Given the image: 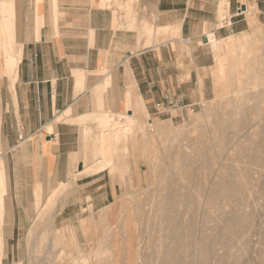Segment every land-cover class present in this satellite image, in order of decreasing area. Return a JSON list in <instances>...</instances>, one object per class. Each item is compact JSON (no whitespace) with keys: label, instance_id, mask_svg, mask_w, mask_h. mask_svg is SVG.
Returning a JSON list of instances; mask_svg holds the SVG:
<instances>
[{"label":"crops","instance_id":"crops-1","mask_svg":"<svg viewBox=\"0 0 264 264\" xmlns=\"http://www.w3.org/2000/svg\"><path fill=\"white\" fill-rule=\"evenodd\" d=\"M244 2L264 16V0H56L55 9L53 0H20L14 13V0H0V65L3 43L18 46L15 75L0 69L4 242L32 217L37 189L39 211L55 200L56 227L111 204L133 163L115 156L110 129L168 116L156 103L209 98L212 44L244 32Z\"/></svg>","mask_w":264,"mask_h":264},{"label":"rangeland","instance_id":"rangeland-1","mask_svg":"<svg viewBox=\"0 0 264 264\" xmlns=\"http://www.w3.org/2000/svg\"><path fill=\"white\" fill-rule=\"evenodd\" d=\"M5 1L6 0H1V2L3 3ZM19 1L20 0H14L13 13L17 10L19 6ZM244 3H246L245 6L246 8L245 7L242 8L241 6L240 7L241 10H239V13L245 11L241 17L244 18L245 20L244 31L248 32L249 37L251 39L249 40L248 43L245 44L248 46L249 51L248 52L244 51L241 53V62H242V66H241L242 75L240 78L241 91L233 94L230 89V86L235 85L234 79L232 80L233 76L231 74V68H230L234 63V61L228 60L223 62L225 63L224 74L226 75V77L229 78V80L227 81L229 84L228 92L222 98L217 97L219 91L217 87L218 64L216 57L218 53L225 55L227 50L230 49V45L226 43L227 42L226 39L224 40L225 43L224 41H220L218 43L219 44L223 43L224 45L222 44V48L218 50L219 49L217 47L218 43L217 44L213 43L212 46L214 50L215 62L213 66H211L209 69V77L211 80V94L209 98L202 100L201 103H198L199 104L198 106L194 104L195 107L193 108L192 111L188 108L182 111L174 110L171 112V116H163L155 121H152L153 123L154 122L159 123L160 121L166 123L167 121H169L171 123V132L168 135L162 136L157 130V128H155L154 126L152 127L149 126L148 124L149 122L147 120H144L142 122H139V124L136 123L135 125H129L130 128L127 133L131 134L129 135L131 138L125 137L121 139V141L119 140L120 141L118 144L119 150H117L118 153L114 151L115 156L120 160H122L125 157L131 160V162L133 163V167H132L133 169L132 171L129 170V167H127V169L125 170L123 169V174L125 172L128 173V179L124 181L121 193L116 197V199L111 204L107 206L108 215L106 217V220L99 218L102 211L101 209H100L101 211L91 210L89 212H85L72 225L75 227L73 233H69V231L66 230L64 231L65 236L62 237L60 240L53 239L55 243L53 241L50 242L51 240H49V244H47L48 239L50 237L48 235L49 234L53 235L52 228L54 229V227L56 226H54L52 222L50 223V220L52 219H49L50 217L48 218V215L50 214L49 216H51L52 218V213L49 212L47 208L44 210H41L42 209L41 208L39 211L40 208L39 205H41L42 202V198H41L40 204L38 206L35 205L36 209L35 211L32 212V217L27 220V225L25 226V228L22 229L20 228V232L18 234L16 233L15 236L10 241L4 242V254H7V251L12 253L11 256L9 255L8 259L3 260L2 264H13V263L35 264L37 260H38V262H36L37 264L41 263L42 260H43L42 264H44V260L46 261V259L41 256H45L46 255L45 253H47L48 251L50 252V256L54 258V260L58 259L57 260L58 262L60 256H62L63 259L65 258L64 261L66 263L72 262L75 259V257L79 255V253L88 255L90 253V250L93 251L92 249H94L95 247L94 245H96L98 239L96 235L92 236L93 240L92 241L90 240L92 244L90 243V241L87 240L88 237L87 234L84 233L80 228V219L90 218V216L92 217V219L94 218L96 221H98L97 225H98L99 239L101 233L104 231L103 229H105L106 227L105 226V224H107L106 222H109V224H107L108 226L111 224L112 233L110 240L109 241L105 240V241L109 244L111 243L110 245L112 247L115 246L114 247L115 249L118 247L117 250L113 249V251L112 249L111 251L109 250L105 252L99 251L100 254L101 252L103 256H108L111 254V257L114 255L113 261L114 262L117 261V264H122L119 262L120 261L125 262L129 254V251L131 252L130 249L127 250V245L130 242L129 245L133 243L134 245L132 244V247L135 248L137 246L141 250L140 251L136 247L137 248L136 251L137 252L139 251L137 254V256L139 257L138 264H142V263L147 264L150 263V261L151 262L154 261V263L156 264L158 262V251L161 249L160 248L161 244L159 246V242L162 240L160 236L161 234L163 235L166 234L167 229L166 230L164 229L168 227L167 222L164 221V219H162L161 215H162V211H165V213H168L169 211L168 205L161 202L162 200L160 199H162L163 196L166 195H170V194L177 195L180 193H182V195L188 194L189 195L188 198L190 197L189 203L188 201H186V203H184L183 206L181 205L182 207L180 206L181 209L180 208L179 209L181 212V210L184 209L186 206L188 207L186 208V210L184 209L185 211L182 210V212L180 213V218L181 220H183V224L185 223L184 225L182 224L184 227L190 224V227L188 226L187 228L188 229L194 228V230H192V232L194 233V234L192 233V235H194L193 242L195 243L196 241L195 243L196 246L200 247L202 245V244L200 245V243L204 240L202 239V237L206 236L207 241L209 242L211 241V243H213V245L215 246L212 247L214 249L213 250L214 253L211 252L210 254L209 252L207 253L208 255H205L208 258L207 259L205 257L207 259L206 260L203 257V253L201 254L203 250L200 249L201 250L200 252L199 248H196L195 244L189 245L187 243L188 245L187 247H185L184 246V244H186L184 243L185 233H183L184 234L183 236L182 234H180L182 237H180L179 239L181 243L182 242L184 243L183 246L186 249L184 248L183 250L184 257L178 258L177 260L179 262L176 264H183L184 262H185L184 264L187 263L224 264V262L226 264H230L228 260L231 262L237 261L235 264H239L240 259L243 260V262L241 261L240 264L243 263L262 264V262H264L263 259L264 258V218H263L264 217V153L262 154L263 156L261 155L262 158L260 157L261 160L263 161H261L258 157L261 154L259 151L257 152V154H254V152L256 151L255 143L259 141L260 138H263L262 139L263 141L260 140L259 142H264V125H262V123H264V115H263L264 111L261 112L259 110L262 113V117H263L262 118L260 116L261 114L258 111H256L258 105L256 104L257 105V106L255 105L256 108L255 109L253 108L255 107L253 106L255 104L254 103L255 101L254 99L256 97L255 95H257L258 92L259 94H261L260 97L258 96L256 97L259 98L256 99L257 100L255 101L256 103L261 99V97L263 98L264 96V32H263L264 16L259 17V10L256 8V6H253L251 8L249 2H244ZM254 14L256 15L257 22L254 24V28L256 30L253 31L248 24V17L249 15H254ZM239 35L240 33L234 35V37L237 38ZM16 45H19V43L17 42ZM216 49L218 51H216ZM238 54L239 53H236V55ZM0 69H1V65H0ZM250 97H254L252 98L254 101L253 100L251 101ZM132 106L133 108L139 107L137 102L135 101H133ZM250 107L255 110V112L253 110H250L251 111L250 113L254 116L253 118L254 119L261 118L262 120L256 119L257 121L252 122L254 120H251L252 116L250 115V113L248 114V110L251 109ZM203 111H205L204 113L208 111L209 115H207L204 118L198 119L196 114L203 115L204 114ZM256 112H258L259 114L258 117H257L258 114H255ZM125 118L130 119V117H125ZM108 120L110 121V119ZM256 122L257 123L260 122V123L257 124ZM249 125L253 128H251ZM100 126L103 129H107L105 125L100 124ZM255 126L257 129L256 131L253 130L255 129ZM250 131L251 133H249ZM252 131L255 133H253ZM252 135L257 138V139L253 138L255 142L252 140L253 137ZM250 136H252L251 140L254 142L252 143L253 146L249 145L250 143L248 144V140H249L248 137ZM125 141L126 144L124 143ZM235 141L238 144L235 143ZM227 142L229 143L227 144ZM127 143L129 148H127L128 147ZM243 143L244 146H241L243 145ZM245 143L248 144L249 146L247 147ZM125 146H127L126 151L124 150ZM231 146L236 149L237 147L240 146L241 147L246 146L245 147L246 149L251 146L253 149L252 148H251L252 150L249 149L251 153L247 149L248 154L250 153L251 155H246L247 153L239 154L237 151H234ZM229 149L232 151H230ZM225 153H227V155ZM255 155L256 156L258 155L257 156L258 158ZM255 157L259 160H257ZM137 160H138L139 168L137 169L138 172L134 173ZM117 165L119 166V169H121L122 165L125 164L120 162ZM184 166H187L189 168L185 170V168H183ZM216 170L218 173L216 172ZM190 173L191 175H189ZM132 175L134 177H132ZM236 179L242 181L243 184L246 183L244 184L245 188L242 191L243 198L241 196L240 199L241 201L237 202V204H239L238 207L234 205L236 203H233L234 200L232 199V197L230 195L228 196L226 195L225 193L226 189L222 186V183L223 185L226 184L228 185V187L231 188L229 190H232L234 188L233 185H235ZM181 182L182 183L184 182L183 183L184 187L182 189L181 187L183 186V184ZM180 184H182V186ZM215 185L218 188L216 191H213L215 194V198L217 197L216 199L210 195ZM178 186H180V188H178ZM209 196L212 197L213 199L209 198ZM8 198L9 196L5 195L4 193V200H5L4 206H7ZM134 198H138L140 200V203L142 205L143 215L141 216L140 220L137 219L134 223L130 222L131 224L127 229L125 225L128 226L129 222L126 223L121 219L117 220L115 216L117 214H122L127 206H129L128 208H130L133 205V202L131 201H133L132 199ZM51 200L52 198L50 197L46 199L44 208L49 206ZM241 202L242 204L240 205ZM52 206L53 204H51V207ZM234 206L237 207V209L239 208L238 210L239 213L242 212L241 214L244 217V221H245V222L243 221L244 224L242 222V225H244L243 227H241L242 229L240 228L241 233L243 230V234L240 233V229H239V233L236 234L235 232L234 235L235 240H233L232 242L233 244L229 243L232 240L227 241L228 237L230 236L226 237L227 240L224 239L227 243H229V246H231L230 251L229 248L227 249L231 253L230 255H233L232 258L233 260L235 259V261L232 260L231 256L230 259L228 258L225 259V257L229 255L228 254L229 252L228 251L225 252L224 249L225 244L224 247L222 245L223 244L222 242L224 240L223 241L221 240V236H222L221 227L224 226V224H222L221 222H223V220L227 221V219L225 218H228L229 216L230 219L233 216V218L231 219L232 221L234 220L235 216L239 214L237 213L238 211L237 209L234 208ZM166 207L168 208L167 211L165 209ZM232 211L235 213L234 215ZM170 212L169 214L171 215L174 214ZM181 214L183 216H181ZM7 216H8V211L4 210L3 219L5 220ZM183 217L185 220L183 219ZM221 217L222 218L224 217L222 221L220 220L222 219ZM48 220L50 224H48L47 222ZM116 220L118 222L114 223V221L116 222ZM122 221H123V225H121ZM225 221L223 223H225ZM216 222L218 224V227H215V229L217 228L215 230L213 227ZM124 223L126 224L124 225ZM191 223L194 226H192ZM49 225H51V227ZM113 225L115 226V228ZM116 225L119 230L117 229ZM164 225L166 226L164 227ZM47 226L50 227L49 230L46 229ZM121 226H124L127 230L124 229L123 227H122L123 229L120 228ZM183 226L181 228L182 229L181 233L184 231L186 232L185 230L186 227L183 229ZM100 228L101 230H99ZM142 230H145V232L147 231L148 235L147 233L144 234V231ZM115 231L117 232L115 233ZM40 232L46 234H42ZM29 233H30V242L31 240L32 241L35 240L34 243L33 242L29 243L27 241ZM200 233L202 234V237L200 236L201 235ZM46 236H48V239ZM142 236L144 237V239H146L147 237V240L145 241L142 240L143 239ZM197 236L200 237H198V239L195 240ZM43 237H44V241H43ZM128 237L129 240H127ZM232 237L233 236H231L230 239H232ZM39 239H41L42 242ZM141 240L143 242H141ZM220 240L222 242H220ZM94 241L96 242L95 244H93ZM118 241H120V243H122L123 241L122 243L123 248L119 247L121 244L119 245ZM225 241L224 243H226ZM112 242L113 244H115L114 242H116L117 245L116 244L113 245ZM138 242L142 243L143 246H145V244L147 245L146 247L143 248L141 247V245H139L140 243ZM144 242L145 244H143ZM162 242L163 241H161V243ZM51 243L55 244L56 246H53ZM211 243H209V245H211ZM227 243L226 246L229 247ZM31 244L35 246L37 245L36 246L37 248H34L35 246H31ZM46 245H49L48 250L47 249L45 250V247H47ZM125 245L126 248L124 247ZM50 246L53 247L54 251H56L57 249L56 252H60L61 250V253L62 252L63 254L66 253L64 254L65 257L61 253H60L61 255L56 252H55L56 254L52 253L51 252L52 249L50 248ZM76 246H79L78 247L79 249ZM80 246H81V250H80ZM188 246H190V249H188L189 248ZM153 247H155V249L153 250L157 252L154 253L153 251V253L156 254L155 256H153L154 254L152 255V252L151 254L149 253L150 250L152 251ZM146 248L148 251L146 250ZM77 249L80 252H78ZM118 249H122V250L125 249V252ZM126 250L128 251V253H126ZM187 250H189V252ZM146 251L147 254H145ZM122 252H124L126 256ZM141 252H143L144 254L143 253L142 254L146 256H143ZM139 253L141 256H139ZM224 253H226V256H223ZM33 254L35 255L37 254L38 255V256L36 255L37 258L40 257V259L35 258V255ZM51 254H54L56 256L60 255V256L56 258V256L54 257V255ZM90 254H92V252ZM47 255L49 254L47 253ZM151 255L153 257V261L148 260V258ZM144 257L145 259L147 258L148 261H145ZM222 257L224 258L223 263H221L222 261L221 262L219 261L222 260ZM236 258H240V259L238 260ZM29 259H33L34 261ZM179 259H182L181 260L182 263ZM54 260H52V262H55ZM175 262L173 261V263ZM57 264H59V262Z\"/></svg>","mask_w":264,"mask_h":264},{"label":"bare ground","instance_id":"bare-ground-1","mask_svg":"<svg viewBox=\"0 0 264 264\" xmlns=\"http://www.w3.org/2000/svg\"><path fill=\"white\" fill-rule=\"evenodd\" d=\"M55 2H56V0H53V3H54V9L56 8V4H55ZM5 6H6V4H5ZM245 7V4L243 3V5H242V8H244ZM255 15V14H254ZM254 15H249V17H248V21H249V25H250V27H251V29L254 31V30H256L255 28H254V24L257 22V20H256V18H255V16ZM258 24V23H257ZM256 24V25H257ZM256 27V26H255ZM152 32H153V27L150 25V24H147L146 22H144V25H143V32L142 33H144V35H146V36H150L151 34H152ZM264 32V31H263ZM211 39L212 37H207V36H203V41L204 42H206L208 39ZM251 38L249 37V34H248V32H246V31H244V32H242V33H240V35L237 37V38H235L234 36H232V37H229V38H226V43H228L229 45H230V49H228L227 50V52H226V54L224 55H222V54H220V53H218V55H217V78H218V83H217V87H218V94H217V97H219V98H222L227 92H228V80H229V78L228 77H226V75L224 74V69H225V63H223V62H225V61H228V60H233L234 61V63L232 64V66L230 67L231 68V74H232V76H233V78H232V80L234 79V83H235V85L234 86H230V89H231V91H232V93L233 94H235V93H238V92H240L241 91V85H240V81H241V75H242V71H241V66H242V62H241V53L242 52H248L249 51V49H248V46L247 45H245L246 43H248L249 42V40H250ZM225 39H223V40H221V41H224ZM218 42H220V41H218ZM217 42V43H218ZM148 43V42H147ZM217 43H214V44H217ZM224 43H225V41H224ZM222 44L223 43H218L217 44V47L219 48L218 50H220L221 48H222ZM233 44H234V46H233ZM224 45V44H223ZM236 45H237V48H236ZM216 46V45H215ZM225 49V48H224ZM2 50H3V58H2V61H1V65H2V73L3 74H5V75H8V76H10V77H12L13 76V74L15 73V71H16V67H17V62H18V58H17V51H18V46H12L11 44H9V43H3V46H2ZM217 49H216V51H218ZM236 53H239L238 55H236ZM216 54H217V52H216ZM219 69V70H218ZM219 71V72H218ZM15 75V74H14ZM110 75V74H109ZM115 77H116V75L115 74H113V75H111L109 78L107 77V81H106V85L107 84H113V86L115 85ZM256 86V85H255ZM132 93V92H131ZM260 93H262V92H260ZM114 94H115V92H114ZM128 94H130V93H128ZM259 92L257 93V95H255V93H254V95L257 97H260L261 96V94H259ZM253 95V94H252ZM263 95V94H262ZM130 96H132V94L130 95ZM235 96V95H234ZM233 96V97H234ZM255 97V101H257L256 99H259V98H256ZM251 98V101L253 100L252 98H254V97H250ZM249 98V99H250ZM253 100V101H254ZM254 101V105L253 106H255L256 104L258 105H256L257 106V108H256V106L255 107H253L254 109L256 108V111H258L261 115V117H262V111H264V96H263V98L261 97V99L256 103ZM130 103H131V101H130ZM253 103V102H252ZM235 106V105H234ZM251 106H252V104H251ZM249 108V107H248ZM251 108V107H250ZM253 108H251V109H249L248 110V114L251 112L250 110H253L254 112H255V110L253 109ZM234 110V109H233ZM261 112H260V111ZM205 111H203V113H204ZM258 112H256L255 114H258ZM253 113V112H252ZM207 115H209L208 114V111H206V113H204L203 115H199V114H196V116L198 117V119H200V118H204V117H206ZM250 115L252 116L251 118V120H254V121H252V122H255V121H257L256 119H258V118H256V119H254L253 117V115L250 113ZM263 115H264V113H263ZM259 116V114L257 115V117ZM250 117V116H249ZM263 118V117H262ZM227 119V118H226ZM261 119V118H260ZM260 119H258V120H260ZM262 120V119H261ZM109 120H108V116H106V115H103L101 118H100V124H102V125H105L107 128H109L110 126H109V122H108ZM227 121V120H226ZM108 123V124H107ZM251 123V122H250ZM257 123V122H256ZM258 123H260V122H258ZM257 123V124H258ZM139 124V123H138ZM149 124V126H154L155 128H157V130L159 131V133L162 135V136H164V135H168V134H170V132H171V123L169 122V121H167L166 123H163L162 121H160L159 123H157V122H149L148 123ZM252 124V123H251ZM250 124V125H251ZM249 125V126H250ZM260 125V124H259ZM262 125H264V123H262ZM140 126H141V124H140ZM248 126V127H249ZM258 126V125H257ZM251 127V126H250ZM259 127V126H258ZM257 127V128H258ZM129 128H130V126H124V127H118V128H112V129H110L111 130V144L113 145V150L114 151H116L117 152V150H119V148H118V144H119V142L121 141V139H123V138H131L129 135H131V134H129V133H127L128 132V130H129ZM251 128H253V127H251ZM260 128V127H259ZM258 128V129H259ZM250 130V129H249ZM253 130H257L256 129V126H255V129H253ZM247 131H248V129H247ZM259 131V130H258ZM253 132V131H252ZM249 133H251V131L249 132ZM253 133H255V132H253ZM257 133V132H256ZM248 134V133H247ZM256 135V134H255ZM257 135H259V134H257ZM253 136V135H252ZM252 136H250V137H248L249 138V140H248V144L249 145H251V146H253L252 145V143H254L255 141L253 140V138L254 139H257L256 137H252ZM251 137H252V140L254 141H252L251 140ZM258 137V136H257ZM263 138H260V140H262ZM120 140V141H119ZM259 140V141H260ZM122 141H124V140H122ZM249 141H251V142H249ZM259 141H257L256 143H255V147H256V151L254 152V154H257V152L259 151L260 153V155L258 156L259 157V159L261 160V155L264 153V142H259ZM263 141V140H262ZM234 142V141H233ZM246 142V141H245ZM125 144H126V141L124 142ZM229 142H227V144H228ZM235 143H237L236 141H235ZM238 144V143H237ZM240 144V143H239ZM242 144V143H241ZM246 144V143H245ZM248 144H246V146L248 147L249 145ZM233 145H234V143H233ZM127 146H128V143H127ZM127 146H125L124 147V150L126 151L127 150V148H129V146L127 147ZM229 146V145H228ZM241 146H244V143H243V145H241ZM237 147V149L236 148H233L232 146V148H233V150L234 151H237L239 154H241V153H244V154H246V155H251L250 153V150H252L253 148L250 146L249 148H247L248 150H249V154H248V151H247V149L245 148V147ZM127 147V148H126ZM236 147V146H235ZM226 148V147H225ZM252 148V149H251ZM228 149V148H227ZM230 150V149H229ZM254 150H255V148H254ZM253 150V151H254ZM230 151H232V150H230ZM247 151V152H246ZM120 152V151H119ZM118 153V152H117ZM116 153V154H117ZM226 155H227V153H225ZM243 154V155H244ZM253 154V153H252ZM245 155V156H246ZM225 156V155H224ZM254 156V155H253ZM256 156V155H255ZM256 156V157H257ZM263 156V155H262ZM226 157V156H225ZM248 157H250V156H248ZM252 157V156H251ZM255 157V158H256ZM257 157V158H258ZM261 157V158H260ZM227 158H229V157H227ZM226 158V159H227ZM253 158V157H252ZM256 158V159H257ZM259 159H257V160H259ZM109 160H111V159H109ZM261 161H263V160H261ZM263 163V162H262ZM213 164V163H212ZM183 168H185V170H187V168H189V167H187V166H184ZM125 172V171H124ZM216 172H217V170H216ZM218 173V172H217ZM189 175H191V173L189 174ZM236 182H235V185H233L234 186V188L232 189V190H229V189H231L230 187H228V185H226V184H224L223 185V183H222V186L226 189V191H225V193H226V195L228 196V195H230L231 197H232V199L234 200V202L233 203H236L237 204V202H239V201H241L240 199H241V196H242V191L244 190V184H246V183H244L243 184V182L242 181H240V180H235ZM182 183V182H181ZM184 183V182H183ZM182 183V184H183ZM182 184H180L181 186H182ZM233 184V183H232ZM64 186V185H63ZM184 187V184H183V186L181 187V189ZM178 188H180V186H178ZM218 188L216 187V185L214 186V188H213V190L211 191V193H210V195L212 196V197H214L215 198V194H214V192L213 191H216ZM6 192V189H5V180H4V172H3V168H2V163H0V226H1V223H2V219H3V209H4V202H5V200H4V193ZM175 194V193H174ZM56 196V195H55ZM188 194H184V195H182V193H180V194H175V195H166V196H163V198L162 199H160V200H162L161 202H163L164 204H166V205H168V207H169V209L166 207L165 209H166V211H167V209L169 210L168 211V213H165V211H162V219H164V221H166L167 222V224H168V227H166L164 230H166L167 229V231H166V234H161V241H163L162 243H161V241H160V239H159V246H160V244H161V246H160V250L158 251V262L156 263V264H171V263H173V261L175 262V263H173V264H176V263H178L179 261L177 260L178 258H183L184 257V253H183V250H184V248L185 247H187V245L189 244H191V245H194L195 243H196V241H195V243L193 242V239H194V235H192V230H194V228H190V229H188L187 227L189 226L190 227V224L189 225H186L185 227L183 226L184 224H183V220H181V218H180V213L182 212V210H186V208H188L187 206L184 208V209H182L181 210V212H180V206L182 205H184V203H186V201H188V203H189V200H190V197L188 198ZM57 197V196H56ZM178 197V198H177ZM212 197H210L209 196V198H212ZM152 198V197H151ZM217 198V197H216ZM215 198V199H216ZM242 198H243V196H242ZM34 199H35V205L36 206H38L39 204H40V200H41V196H40V194L38 193V189L37 190H35V192H34ZM154 199V198H153ZM213 199V198H212ZM133 201H131V202H133V205L130 207V208H128L129 206H127L126 208H125V211L122 213V214H117L115 217H116V219L117 220H123L124 222H126V223H128L129 222V224H128V226L127 225H125L126 223H124V225L127 227V229L129 228V225L131 224L130 222H135L137 219L138 220H140V218H141V216L143 215V212H142V205H141V203H140V200L138 199V198H134V199H132ZM152 200V199H151ZM52 201V200H51ZM50 201V202H51ZM55 201V200H54ZM216 201V200H215ZM243 202V201H242ZM242 202L240 203V205L242 204ZM51 204V203H50ZM49 204V206H48V211L49 212H52V209H53V206H54V202L52 203L53 204V206L51 207V205ZM234 204L235 206H239V204ZM188 205V204H187ZM181 206V207H182ZM234 206V208L235 209H237V207H235ZM180 208V209H179ZM108 207L106 206L105 208H103V209H101V210H99V211H101V214H100V216H99V218H101V219H105L106 220V217H107V212H108ZM171 209V210H170ZM235 209H234V212H235ZM184 210V211H185ZM239 210V208L237 209V211ZM170 211H172V212H170ZM183 211V212H184ZM169 212L170 213H174V214H169ZM233 212V211H232ZM231 212V213H232ZM233 212V215L235 214ZM185 213V212H184ZM187 213V212H186ZM237 213H239V211L237 212ZM242 213V212H241ZM241 213H239L238 215H236L235 216V218H234V220H232L231 221V219L233 218V216L231 217V219L229 220L228 218H225V219H227V221H225V220H223V218L222 219H220L221 221L223 220V222L225 221V223H223V222H221L222 224H224V226H222L221 228V231H222V236H221V240L223 241L224 239L225 240H227L226 239V237H228V236H233L232 237V239H230V237H228V240L227 241H230V240H232L231 242H229V243H232L233 242V240H235L234 239V235H235V232H236V234L237 233H239V229L241 228V227H243L244 225H242V222L244 221V217L242 216V214ZM49 214V213H48ZM47 214V215H48ZM178 214H179V216H178ZM241 214V215H240ZM46 215V216H47ZM50 215V214H49ZM48 215V218L49 219H52V220H50V223L52 222V224H53V215H52V218H51V216H49ZM232 215V214H231ZM45 216V217H46ZM181 216H183L182 214H181ZM222 216V215H221ZM264 218V217H263ZM183 219H184V217H183ZM44 220H47V219H44ZM116 220V222L114 221V223H117L118 221ZM185 220V219H184ZM123 221H122V223H121V225H123ZM48 222V224H50L49 223V220L47 221ZM220 222V221H219ZM245 222V221H244ZM244 222H243V224H244ZM263 222V221H262ZM97 223H98V221H96L94 218L92 219V217L90 216V218H82L81 220H80V228H81V230L84 232V233H86L87 234V240L88 241H92L93 240V237L92 236H97V243L95 242L96 241V239H95V241L93 242V244H95L96 243V245H94L95 247H94V249H92L93 251H91L90 250V253L92 252V254H88V255H86V254H83V253H79V255L77 256V257H75V259L72 261V262H68V263H66L64 260H65V258L63 259V257L62 256H60L61 254L62 255H64V254H66V253H64L63 254V252L61 253V250H60V252H56L57 251V249H56V251H54L53 250V247H51L50 246V248L53 250H51V252L52 253H61L60 255H58V256H56V255H54V254H51V255H54V257L56 256V258H58L59 256H60V258H59V264H114V263H116L117 264V261H113L114 260V255L111 257V254L110 255H108V256H103V254H102V252H105V251H111V249H112V251H113V249L114 250H117V248L115 249L114 247H112L109 243H107L105 240H107V241H109L110 240V237H111V233H112V227H111V224L108 226L107 224H109V222H106L107 224H105V229H103L104 231L101 233V236H100V239H99V236H98V225H97ZM41 224H43V223H41ZM41 224H40V226H41ZM183 224V225H182ZM191 225H192V223H191ZM215 225H217V226H215ZM215 225H214V229H215V227H218V224H217V222L215 223ZM50 227H51V225H49ZM49 226H47L46 227V229L47 230H49ZM53 226V225H52ZM114 226V225H113ZM166 225H164V227H165ZM182 226H183V229L185 228V230H186V232L184 231V232H182L181 233V228H182ZM192 226H194V225H192ZM191 226V227H192ZM54 227V226H53ZM116 227H117V225H116ZM124 228V229H126L124 226H121L120 228ZM114 228H115V226H114ZM122 228V229H123ZM44 229V228H43ZM117 229H118V227H117ZM126 229V230H127ZM217 229V228H216ZM215 229V230H216ZM242 229V228H241ZM241 229H240V233H241ZM1 230V229H0ZM53 230V231H52ZM52 234L53 235H51V234H49L48 236H50L49 237V239H48V236H46L47 237V239H48V242H47V244H49V240H51L50 242H52L53 241V239L54 240H60L62 237H64L65 236V233H64V231H66V230H68L69 231V233H73L74 232V227H72V226H64V227H54V229L52 228ZM99 230H101V228L99 229ZM114 230V229H113ZM119 230V229H118ZM43 231H46V230H43ZM42 231V232H43ZM81 231V232H82ZM142 231H144V234L145 233H147V231L145 232V230H142ZM238 231V232H237ZM42 232H40V233H42ZM101 232V231H100ZM117 231H115V233H116ZM143 233V232H142ZM164 233H165V231H164ZM183 233H185V235L183 234ZM42 234H46V233H42ZM180 234H182V236L184 235V240L186 241H184V243H186V244H184L183 242L181 243V241H180V237H182ZM194 234V233H193ZM201 234V233H200ZM233 234V235H232ZM241 234H243V230H242V233ZM90 235V236H89ZM110 235V236H109ZM147 235H148V233H147ZM240 235V234H239ZM42 236H44V235H42ZM42 236H40V237H42ZM109 236V237H108ZM144 236V235H143ZM142 236V237H143ZM163 236V237H162ZM165 236V237H164ZM201 237H202V234L200 235ZM200 236H197L196 238H195V240L196 239H198V237H200ZM238 236V235H237ZM33 237V236H32ZM46 237H45V240H46ZM130 237V236H129ZM129 237H128V239L127 240H129ZM145 237V236H144ZM144 237H143V239L142 240H147V237H146V239H144ZM185 237H186V239H185ZM106 238V239H105ZM77 239V238H76ZM131 239H132V237H131ZM130 239V240H131ZM202 239H204L202 242L201 241H199V242H201L200 243V247H198V246H196V244H195V246H196V248H199V250L200 249H202L203 250V252H201V250H200V252H201V254L203 253V257H204V259H206L207 257L205 256V255H208L207 253H209L210 252V254H211V252L212 253H214V249L212 248V247H214L215 245H213V243H211V241L209 242V241H207V239H206V236H204V237H202ZM201 239V240H202ZM41 242H42V240L41 239H39ZM141 240V242H143ZM220 240V242H222ZM224 240V241H225ZM27 241L29 242V243H34L35 242V240L34 241H32L31 240V242H30V233H29V235H28V239H27ZM43 241H44V237H43ZM90 241V243L92 244V242ZM198 241V240H197ZM219 241V240H218ZM224 241L222 242L223 244V247H224V244H225V247H224V249H225V252L226 251H228V249L227 248H229V251L231 250V246H229V243H227L226 241V243L228 244V246L229 247H227L226 246V243H224ZM40 242V243H41ZM54 243H55V241H53ZM117 242V241H116ZM116 242H114L115 244H116ZM129 242V241H128ZM122 243H123V241H122ZM122 243H120V241H118V244L120 245H118L119 247H121V248H123V246H122ZM138 243H140V242H138ZM138 243H136V244H138ZM188 243V244H187ZM209 243H211V245H213V246H211V245H209ZM39 244V243H38ZM53 246H56L55 244H53V243H51ZM50 244V245H51ZM112 244H113V242H112ZM115 244H113V245H115ZM130 244V242L128 243V245H127V250H131V252L129 251V254H128V256H127V258H126V263L125 264H138V260H139V257L137 256V254H138V252L136 251L137 250V248L135 247H132V244L133 243H131V245H129ZM135 244V245H136ZM143 244H145V242L143 243ZM183 244H184V246H183ZM221 244V243H220ZM233 244V243H232ZM57 245H59V244H57ZM117 245V244H116ZM134 245V244H133ZM139 245H141V247H146V245L147 244H145V246H143L142 245V243H140ZM181 245V246H180ZM231 245V244H230ZM31 246H35V245H32L31 244ZM37 246V245H36ZM34 247V248H37V247ZM47 247H45V250L47 249L48 250V246L49 245H46ZM158 246V247H159ZM183 246V247H182ZM40 247V246H39ZM77 248L79 247V246H76ZM88 247V246H87ZM125 248H126V245L124 246ZM140 247V246H139ZM157 247V248H158ZM189 248L188 249H190V246H188ZM34 248H32V249H34ZM50 248H49V250H50ZM58 248H59V246H58ZM135 250H134V249ZM156 248V249H157ZM32 249H31V252H32ZM41 249V248H40ZM79 249V248H78ZM77 249V251L78 252H80L79 250ZM83 249V248H82ZM139 250H140V248H138ZM153 249H155V247H153L152 248V251L150 250L149 251V253L151 254V252H152V255L154 254V253H157L155 250H153ZM159 249V248H158ZM157 249V250H158ZM186 249V248H185ZM212 249V250H211ZM38 250V249H37ZM37 250H36V252H37ZM80 250H81V246H80ZM118 250H121V251H124L125 252V249L124 250H122V249H118ZM126 250V253H128V251ZM146 250H147V248H146ZM99 251H102L101 252V254L99 253ZM141 251V250H140ZM142 251H143V249H142ZM148 251V250H147ZM147 251L145 252V254H147ZM153 251H154V253H153ZM188 252H189V250H187ZM228 251V252H229ZM34 252H35V250H34ZM124 252H122V253H124ZM180 252V253H179ZM47 253L49 254V255H47ZM47 253H45V254H43V255H45V256H41V257H43V258H45L46 259V261L44 260V264H57L58 262H57V260L58 259H55L54 260V258L52 257V256H50V252L48 251ZM55 253V254H56ZM121 253V252H120ZM143 252H141V254H142ZM263 253V252H262ZM125 254V253H124ZM144 254V253H143ZM142 254V255H143ZM209 254V255H210ZM225 254V255H224ZM223 254V256H226V253H224ZM229 255V257L227 256V257H225V259L226 258H228V259H230V256H231V258H232V256L233 255H230L231 253L229 252L228 253ZM5 254H4V239H3V237H2V235H1V232H0V264H2L1 263V260H2V257L4 256ZM33 255H35V254H33ZM37 255V254H36ZM35 255V258H37V256ZM152 255L150 256V257H152ZM156 254H154L153 256H155ZM183 255V256H182ZM40 256V255H39ZM125 256H126V254H125ZM139 256H141L140 255V253H139ZM143 256H146V255H143ZM149 256V255H148ZM51 257H52V260H54L55 262H52V260H51ZM64 257H65V255H64ZM149 257V258H150ZM206 257V258H205ZM43 258H41V259H43ZM111 258H113V259H111ZM148 258V260H152L153 261V257L152 258H150L149 259ZM263 258V257H262ZM37 259H40V257L39 258H37ZM116 259V258H115ZM144 259H145V257H144ZM208 259V258H207ZM206 259V260H207ZM220 259V258H219ZM227 259V260H228ZM236 259H240V258H236ZM261 259V258H260ZM259 259V260H260ZM264 259V258H263ZM29 260H33V259H29ZM28 260V261H29ZM117 260V259H116ZM123 260V259H122ZM147 260V258L145 259V261H148ZM154 260H155V258H154ZM180 261L182 260V259H179ZM223 260H224V258L222 257V260H219L221 263H223ZM232 260H233V258H232ZM34 261V260H33ZM36 261V260H35ZM142 261H144V260H142ZM218 261V262H219ZM233 261H235V259L233 260ZM241 261L243 262V260H239V262L241 263ZM36 262H38V260L36 261ZM35 262V264H37ZM40 262V261H39ZM42 262H43V260L41 261V263H38V264H42ZM119 262V261H118ZM122 261H120L119 263H122V264H124ZM184 262V261H183ZM228 262H230V264L231 263H236V262H231V261H229L228 260ZM262 262V261H261ZM147 263V262H146ZM150 263L151 264H153L154 263V261L153 262H151L150 261ZM150 263H147V264H150ZM181 263H182V261H181ZM185 263V262H184ZM183 263V264H184ZM239 263V264H240ZM260 263V262H259ZM264 262H262V264H263ZM14 264V263H13ZM34 264V263H33ZM142 264H144V263H142ZM155 264V263H154ZM187 264H190V263H187ZM224 264H226L225 262H224ZM244 264V263H243Z\"/></svg>","mask_w":264,"mask_h":264},{"label":"built area","instance_id":"built-area-1","mask_svg":"<svg viewBox=\"0 0 264 264\" xmlns=\"http://www.w3.org/2000/svg\"><path fill=\"white\" fill-rule=\"evenodd\" d=\"M199 104H196L198 106ZM195 106L194 105H185V106H180L176 103L168 102L167 104L163 103H156L155 104V110L158 112H163L166 113L168 116H171V112L176 110V111H182L185 109H190L191 111L193 110Z\"/></svg>","mask_w":264,"mask_h":264}]
</instances>
